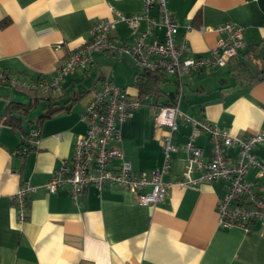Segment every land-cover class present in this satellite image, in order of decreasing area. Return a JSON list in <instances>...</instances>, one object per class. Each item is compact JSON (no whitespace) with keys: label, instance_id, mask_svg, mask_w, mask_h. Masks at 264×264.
<instances>
[{"label":"crops","instance_id":"0c3cea01","mask_svg":"<svg viewBox=\"0 0 264 264\" xmlns=\"http://www.w3.org/2000/svg\"><path fill=\"white\" fill-rule=\"evenodd\" d=\"M166 1L179 24L175 45L187 43L191 55H209L224 37L214 28L228 21L243 27V46L223 66L198 70L176 82L165 76L160 92L150 94H140L135 78L141 69L129 57L93 52L91 62L64 76L49 96L59 104L68 102L69 108L41 120L38 142L32 144L28 132L46 109L48 87L29 90L0 80V264H264V234L257 223L249 224L248 230L218 225L216 205L223 180L174 183L185 165L181 147L192 132L184 115L232 135L264 132V76L251 78L263 67L251 48L264 49V0ZM142 2L0 0V71L9 78L49 81L68 54L89 40L94 22L112 19L117 12L139 13ZM149 13L157 16L155 8ZM144 28L145 21L136 28L120 21L111 34L130 41ZM153 37L163 40V31L155 30ZM242 62L247 67L250 62L256 71L240 68ZM104 80L141 97L133 115L120 124L119 139L110 142L133 171H153L164 161L162 139L168 129L154 126L155 108L174 104L183 115L177 117L172 133L177 150L163 175L172 184L155 206L140 205L133 193L116 185L101 189L89 185L79 205L68 186L53 193L42 186L72 155L76 138L86 130L81 114L92 98L91 90ZM9 101L30 105L24 130L21 121L24 132L5 121ZM194 142L208 155L207 133ZM226 152L233 154L235 149ZM254 152L261 156L264 149ZM119 162L114 159L111 166ZM25 182L38 188L29 197L27 217L19 221L11 195Z\"/></svg>","mask_w":264,"mask_h":264},{"label":"built area","instance_id":"2783aa9c","mask_svg":"<svg viewBox=\"0 0 264 264\" xmlns=\"http://www.w3.org/2000/svg\"><path fill=\"white\" fill-rule=\"evenodd\" d=\"M142 6L139 13L125 16L117 12L112 19L94 22L89 30V40L68 54L64 64L58 67L49 81L9 78L6 71H0V80L26 89L45 85L57 88L64 76L84 69L91 62L93 52L105 51L125 55L141 70L173 76L178 81L198 70L225 65L243 46V27L228 21L214 28L224 37L218 39L209 55H191L187 43L175 45L174 37L179 24L174 20L167 1L143 0ZM152 8L157 11L156 17L149 13ZM120 21L132 28L145 21V28L130 41H120L111 34ZM186 27L190 28V25ZM155 30L163 31V40L153 37ZM91 92L92 98L81 114V119L86 122L85 132L76 138L72 155L62 161L42 186L49 193L68 186L70 197L79 205L89 185L99 189L116 185L133 193L140 205L155 206L164 200L172 184L164 181L163 175L169 172L171 154L177 150L172 133L177 129V117L183 115L174 104L155 108L154 126L168 129L162 139L164 161L160 168L153 171H133L130 162L124 160L122 152L110 142L119 139L120 124L133 115L141 97L129 95L125 88L108 80L102 81ZM183 117L191 123L192 132L181 147L185 165L174 183L197 185L223 180L224 191L216 205L218 225L248 230L249 224L257 223L264 234V154L257 156L254 152L257 148L264 149V132L232 135L207 122ZM204 132L210 140L208 155H204L202 148L194 142ZM38 136L39 129L34 126L28 132L27 140L30 144L37 143ZM228 148H234L235 153H227ZM114 159H120L117 166H111ZM37 188V185L25 182L11 195L19 221L27 217L29 197Z\"/></svg>","mask_w":264,"mask_h":264},{"label":"trees","instance_id":"16d2710c","mask_svg":"<svg viewBox=\"0 0 264 264\" xmlns=\"http://www.w3.org/2000/svg\"><path fill=\"white\" fill-rule=\"evenodd\" d=\"M251 51L253 53H255L263 62V67L261 70H259L257 72V74L251 76V78L254 77H262L264 76V49L262 47H252ZM238 65H241L240 68H247V71L252 68L254 71H256L254 68V66L249 62L248 63V67L245 63H239ZM164 75L160 74V73H152V72H148L145 70H141L136 78H135V84L138 87V90L140 92V94H150V93H158L160 92V83L161 81L164 79ZM48 88H45V92H44V97L47 99V106L45 111L38 117V119L36 120V125L40 123L41 120H43L44 118H47L49 116H51L52 114L62 111V110H67L69 108L68 106V102H65L63 104H59L56 101H52V99L49 97L51 96V93H53L55 91L56 88H52L48 85H45ZM30 90V89H29ZM31 93L32 90H31ZM33 95V94H31ZM37 99V97L34 98V100ZM29 106L30 105H25V104H21V103H17V102H13V101H9L7 103L6 106V119L5 121H7L10 125H12L15 129H17V131L21 132L23 130H21V120L18 118H14L12 115L14 113H20L22 116L25 117L26 113L29 110ZM24 132V131H23ZM22 132V134H24Z\"/></svg>","mask_w":264,"mask_h":264},{"label":"water","instance_id":"95a60500","mask_svg":"<svg viewBox=\"0 0 264 264\" xmlns=\"http://www.w3.org/2000/svg\"><path fill=\"white\" fill-rule=\"evenodd\" d=\"M171 81L176 82L177 79L176 78H171ZM12 116L15 117V118L21 119V121H22V129L24 130L25 126L27 124V121H26L25 117L22 116V115H19V114H13Z\"/></svg>","mask_w":264,"mask_h":264},{"label":"rangeland","instance_id":"374dc122","mask_svg":"<svg viewBox=\"0 0 264 264\" xmlns=\"http://www.w3.org/2000/svg\"><path fill=\"white\" fill-rule=\"evenodd\" d=\"M31 116V115H30ZM29 126V123H27V127Z\"/></svg>","mask_w":264,"mask_h":264}]
</instances>
